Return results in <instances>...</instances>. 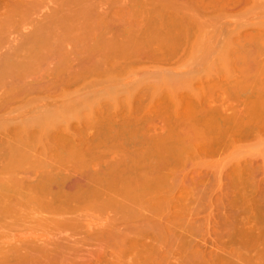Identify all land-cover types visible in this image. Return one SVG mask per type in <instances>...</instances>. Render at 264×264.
I'll return each instance as SVG.
<instances>
[{
	"label": "bare ground",
	"instance_id": "bare-ground-1",
	"mask_svg": "<svg viewBox=\"0 0 264 264\" xmlns=\"http://www.w3.org/2000/svg\"><path fill=\"white\" fill-rule=\"evenodd\" d=\"M135 1H137V0H135ZM58 3H59V4H57L58 16H57L55 22L61 21V23L60 22L55 23L52 28L49 26H41L40 28L36 27V29H33L32 32H27L24 34L20 30L15 31L14 34H17V36L16 37L13 36L11 38V42L8 46V51L6 53H3L2 55H0V218L7 216V213H9V212H11V213H9V215H12L13 213H14L13 215H16L17 214L16 212H18L19 210L20 211L22 210L21 214L19 212V215L18 214L17 215L18 216L24 215V217L27 216V214H30L29 209L31 210V208H32V210L34 209V211L36 210L35 212L34 211L31 212L32 214L33 213L35 214L37 212V210H38V212L41 210L39 213L42 214L43 211L45 210V212H44L45 215L48 216L50 213L53 216L50 218L47 217V219H46V217L38 218V220L36 219L37 220V221H35L36 226L40 225L43 222L42 226H44V227H41V225L39 226L41 229L46 228V227H48V229H50L51 227H54L56 234H58L57 229H59V231H60L61 227L62 228L65 227L63 229L64 231H65L66 227H67V229L70 227H73V228L68 229L70 231L72 230V232L74 231L73 229H75V231H76L79 227L82 229L81 225L83 224V219L85 218L83 216H85V215H83V216L80 215L82 217V219H80V220H82V223L81 222L79 223L80 220L79 221L75 220V219H78L76 214L79 212L76 213L77 209L79 210L82 207H84L83 209H81V211L84 213L89 208L88 206H90V208L88 209L89 211H94V209L96 208V205H98L96 209L99 208L101 210L103 208H100V206H102L103 204H107V203L108 204L106 206L110 205V203H111V206L116 207V208L120 207L119 206L120 203H122L121 204L122 207L129 203V205L125 206V208L131 207L132 209H134L133 207L137 205L136 201H139L140 199L141 200L145 199L144 202L148 207H146V205L143 204V201L140 200V203L142 202L141 204H142V206L144 205V208L142 206L141 207L143 209L141 207H138V206H137V208L140 209V213H141L140 215H142L141 218L143 217V219L147 220V222L145 221V223H147L148 225L146 224L145 226H149V224L152 222L151 219L153 218L152 220H154L156 218L153 215H155L154 210L157 209V205H159L158 208H160L161 205H163L164 203L165 204L167 203L166 204L167 206H165V204H164V206L161 207L162 210L165 209L164 207H166V208L169 206L171 207V205L168 204L169 202H167L168 197L171 196V197L175 198V201H176V199H180L183 196L182 199H180V201L183 200V202H182L183 204H185L184 201H186V199L188 201L189 196L187 197V195H185V193H186V190L189 188H187L186 190L184 189L185 186L188 187L187 185H185L186 180L189 179L188 175L186 173V171H187L186 170L187 169L186 168L187 167L186 162L188 161V159L192 160L193 158L191 159V157L197 156V155H200L203 153L204 154H206V153L208 154V152L213 153V151H217L218 149H220L224 145L230 146V142L235 143L234 142L235 137H236V140L238 137L240 140V138L243 135L244 136L247 135L250 130H252L251 132H249L250 134L251 133L253 134V132L255 133V131H256L255 129L257 127H258L257 131H258V129H261L264 131V129L261 128V127L264 128V117H263V115H264V76H263L264 73H263V75L261 74L262 76L260 78L261 72H257L256 74H259L258 79H257V75H255V73L254 74L252 73L256 77V79H255L253 75H250V76H253V78H254L253 79L252 77L250 78V76H249L250 71H249V73H247L248 74L247 77L249 76L250 79H247V80H244V78L246 77L245 76L246 73L243 74L244 76L242 74H240L239 78H241V76H242V78L244 80V81L241 80V82L245 83V81H246L245 85L242 83L244 85V87L247 88L250 85V87H248V88L251 90L253 89L252 92L254 91L255 94H257V95H255L253 92L252 98H254L256 96L255 98H259L258 99L259 101L261 100L260 102H257V101H255V99L252 100V98L249 99L250 97H248L247 100L254 101V104L258 103L257 105L256 104L253 105V103H251L250 101L247 102L248 104L251 103L253 105V107L251 106L253 110L255 109L258 111L252 110L251 115H250V112H249V114L247 113L248 117L244 116L245 117V119H244V117H243L244 114H238L239 109L238 110L236 109L239 105H241V103H239V104L236 103L237 106L235 107V109L237 110V112L235 111V109H233L234 114H232V112L231 113L229 112L230 114H227V110L233 111L232 110V108L234 107V106H232L233 103H231L230 106L227 105L229 108L232 106L231 109L220 108L217 105L213 106V103L214 102L216 103L215 98L212 97V95H210V96L214 100L210 97L208 98L207 96H205L204 92L203 93L200 92L202 90L201 88H200V90H198V88L194 87L196 83L193 81H196V80L193 78H195L197 76V74L198 75L200 74L199 75L200 77L204 76V75H201V69H199L200 72L197 69L196 70L198 72L196 70H194L196 72H194L192 70L189 71V69H188L189 73L191 72L190 77L188 76L189 75L188 72H184V74H186V77L187 76L189 77V78L187 77L188 80H190L191 82L194 83V85H193V83H191L190 81H188V80L185 81V79H182L185 77V75H183V73H181V72H178V69H173L174 65L172 66L173 68L170 67V69H169V67L165 68L163 66V64H165V63H166L165 66L166 65L168 66V63L170 64V62L174 60L176 55H178V53L180 54L179 50L180 49L182 50V47L184 48V46H190V44L193 45V43H192L193 41H195L194 45H193L194 49L195 48L197 49V46H195V45H197L198 43L199 44L201 43V40H202V38H201L202 34L201 33L203 32L202 37L206 33V31H204V29L205 30H207V28L212 29V27L217 28V26H219V28L220 27L221 28L222 27H226V28L230 27L231 28L232 26H234V28H235V26H236V28H238V26H240V29H244V27H246L245 30L251 29L252 27L253 28L256 27L258 29L257 31L260 30L259 32H262L264 30V12H263L264 11V0H146L145 2L138 0L136 3H134V5L137 4L140 8H137V9L130 8V10H129L126 7H124L125 9H127L125 11V9L121 7V9L117 10V13L119 10H121V12L119 11L120 13H118V14L114 10V16H113V13L111 14L109 11L107 12L104 9L97 10V8L102 6V2H100V0L96 4H95V2L90 3V0H59ZM119 5H122V4H119ZM24 6H26V3L24 1L0 0V30H3L6 33L9 32V35H12L13 31L10 30L11 29L10 25H11L13 19L11 17L16 12H22L23 11L22 9ZM130 6H131V4H130ZM1 9H3V10H1ZM255 9H257L256 11H258V9H259V11H261L260 9H262L263 11L259 12V13H261V14H259V16H257L258 15L257 14L256 17H253V18H252V15H251V18L245 17V19H242L244 21H242L240 19H239L240 21L238 19H235V20L233 19V17H236V18L244 17V15H241V14L239 15L237 13L238 11H239V13H240V11H242L241 13L246 14L248 17V13L255 10ZM243 10H244V12H243ZM233 14H235V15L238 14V16L237 15L235 16ZM250 14H253V13H250ZM64 20H68L70 23H68V22L64 23ZM46 29H50L51 31H47L46 34H43L42 31H44ZM254 31L256 32V29ZM197 33H198V35H197ZM258 33L256 32V34H258ZM238 34H239L238 38L243 37V40H246V41L250 36L253 37V35H251L253 33L248 34L249 37H248V35H242L241 33H237L236 35H238ZM209 35L210 34H208L207 35L208 37H206V38L210 39V37H211L212 42L209 41L210 46L208 45L209 43H206L207 44L206 46H205V44H203L204 47H207V48H204V49H206V51H204V49H202V51H204V53L200 52L201 55L204 54L208 58L210 57V55H212V52H211V51H213L212 45L215 44L213 42L216 39L215 38L216 36L212 37V35H211L209 37ZM254 35H255V33H254ZM259 35H261V33L258 34V36L257 35L256 36L261 37ZM198 36L201 40L197 39ZM204 38H205V36H204ZM213 39H214V41H213ZM199 40H200V42H198ZM196 42H198V43L196 44ZM240 46H241V44H240ZM243 46H245V44ZM218 47L219 46H217V48ZM220 47H222V46H220ZM201 48H203V47H201ZM223 48H227V47L223 46ZM223 48H221V49H223ZM199 49L200 48L198 47V50L195 52V54H197L200 51ZM243 49H245V48H242V50L240 51L241 53H242ZM216 50H214V53ZM218 50H219V48H218ZM220 50H219V52H220ZM185 51L188 52L187 50H185ZM185 51H183V52H185ZM209 51L211 53H209ZM245 51L246 50H244L243 52L245 53ZM186 52L184 54H186ZM206 52L208 54H206ZM222 52H223V50H222ZM227 52L229 54L228 50H227ZM189 54L190 53H188V55H186V56H189ZM221 54L225 55L226 52H225V54H223V53H221ZM221 54H220V56L223 57ZM213 55H215V54H213ZM236 56L239 57L238 54ZM180 57H181V59L185 58V56L182 57V55ZM193 57H194V59L196 58L195 56H193ZM207 57H206V59H208ZM221 57L219 59H222ZM225 57L227 58L229 56H225ZM225 57H224V59H225ZM179 58H175V59H178L181 61V59H179ZM203 58H204V56H203ZM231 58L232 57H230V59ZM233 58H235V56ZM247 58H246V60H247ZM189 59H191V58H189ZM212 59L209 58L210 61ZM219 59H217V58L213 59V60H215L214 64L216 62H217L216 65L220 64V63H218L220 61ZM227 59H228V60H226L227 62L230 61L229 58H227ZM236 59H237V57L235 58V61H237ZM184 60H186V59H184ZM232 60H234V59H232ZM239 60L242 61L241 58ZM143 61L152 62L151 65L157 64V66L156 65H154V67H153V65L151 66L152 70L149 69L148 72H145V74L146 73L149 74V75H147L148 77L150 75H152L150 77H153L154 79L151 80V78L149 77L148 80L142 81L143 83H141V84H144V82H145V85L140 84L141 87L139 85H137L136 88L134 87L135 91H137L138 93H136L135 91H131V93L127 92L128 93L127 95L131 100H132V98H136V99H134L136 101H137V98H138V100H141V101H139L140 104L143 101L147 102L149 104L148 105L146 103L147 106H150V107H152L151 105H153V106L155 105L153 103H156L158 101L157 99H159V101L162 99L161 101H163V99L165 97V99L167 101H169V99L171 97L168 99V95L174 97L171 100L173 101V104L175 102L177 103V104L175 103L176 105L174 104L177 107H175L174 105L172 106L174 109L176 108V110H174L172 108V110L175 111L174 112L175 115L173 113V116H172L173 118L172 117L171 118L173 120H174V118H176V119L173 121L174 125L170 123L174 127L173 126L171 128L166 127L167 126L166 123L162 122L164 120H162L161 122L165 123V125H163L162 123H161L162 126L159 125L160 124L159 121L161 119L160 116L162 117V115H160L159 121L157 122L159 124H157V125L161 127V128L159 127L162 131L161 134L156 132L157 129H159V128L153 122L155 119L152 121L153 123H151V124H154L156 126H154V127H153V125L151 126L150 125L151 121L150 122L147 121L148 123L146 122V124L144 123V125L146 127L148 124L150 125V126L148 125L149 126V128L147 129L148 132L144 129L145 126H144V128L142 127L144 129L143 130L141 128V126L140 127L138 126L140 124V122L138 123V121H137V118L139 115L137 114L138 115V116H136L137 118L135 117L136 112L142 106L140 108L138 107L139 109L136 112H132V110H131V109H133L132 102L128 101V102H131L130 104L129 103L128 104L132 105V106H130V109H128L129 106H127L126 109L131 110L130 113L133 115H132V118H131L130 114H129L130 117H128L129 115H127V113H129V112L127 110V113L125 114V116L127 115L128 118L126 117V119H128V120L126 122L125 119L122 120V118H121V120L123 122L121 125L119 124V123H121L120 122L121 120L119 118H117V117H119V114H116L114 112L115 116H112L114 114H110L109 111H104L105 115L103 116L104 113L103 112L101 113L102 114L101 118L103 120L101 122H103V124L106 125V127L104 128L102 123H101L102 128L107 129V127H108L109 129L107 130V133H108V131H111V130H112V132L114 131L113 133L111 132L112 135L114 133H116V135L115 134L113 135L114 138L110 133L108 136L105 135V133H104L103 137H101V138L97 137L98 140L96 141V144H95L94 138H96V136H95L96 134L94 135V138H93L94 140L93 139L91 140L90 138H88V139L83 138L80 140V138L78 139V137H80V136H78L77 134H74L75 132L72 133L75 135L74 136L75 138L72 137V135H69L71 133V131H70L71 128L68 129V125H71V124H69L70 119H68L67 113L71 112L74 108H76L77 105H80V103H85V101H83V102L80 101V103H78V104L67 105V106L63 107L62 109H58L56 106H57L59 99H58V95L56 93L67 94L66 89H70L71 87H73L74 82H75V86L78 82L80 83V85L82 84L84 86V87L82 86L84 89H86V88H94V89L99 88V89H104V90L108 89L109 90V88H110L111 92H112V89L116 88L118 85L117 83H114L119 78L118 76L123 75L122 74L123 72L126 73L128 70H130L132 68V66H131V68L128 69L130 67L129 64H131V65L135 64L136 65V62H138V63L142 62L143 63ZM180 61H178V62H180ZM226 61L223 60V62H221V64H223ZM175 62H176V60L173 61V63H175ZM181 62H180V64H181ZM233 62L232 63L230 62V63L233 64ZM239 62L240 61H238V63ZM211 63H213V62L211 61ZM226 63H224V64H226ZM158 64H159V66H158ZM160 64H162L161 68H160ZM180 64L178 63V65H180ZM199 64H200V62H199ZM206 64H208V63H206ZM171 65H172V62L169 66H171ZM178 65L175 66V68L176 67L177 68L182 67V65H180V67H178ZM189 65H191V64H189ZM196 65H198V62ZM201 65H202V63H201ZM203 65H202V67H204ZM226 65H228V64H226ZM183 66H184V64H183ZM199 66H198V68L201 67V66L200 67ZM211 66H213V65H211ZM228 66H226V67H228ZM250 66H252V65H250ZM184 67L187 68L188 66L187 67L184 66ZM184 67H182L181 69H183ZM240 67H242V66H240ZM192 68H194V67H192ZM196 68H197V66H196ZM215 68H216V66H215ZM222 68H224L225 72H226L227 68H225V67H222ZM232 68L234 69V66ZM243 68H244V66H243ZM243 68H241V70L239 69L240 72L242 70L246 69V68H244V69ZM210 69H209V71H210ZM212 69H211V73H212ZM224 69H222V70H224ZM253 69L254 68H252V70ZM171 70L172 71L175 70V71H173L174 73H176V72L178 74L181 73L179 75H180L181 80H182L181 82H183V83H181L179 81V79H180L179 75H177V73L173 74V72ZM215 70L216 69H214L212 74H214ZM203 71L204 70H202V72ZM208 72H206L207 75L212 77L211 73H208ZM237 72H238V70H237ZM141 73H144V72H141ZM241 73H244V72L242 71ZM145 74H144V76H145ZM191 74H193L192 80H191V76H192ZM88 75H91V77L92 76L105 77V78L108 77L107 79H110V82H109V80H105L104 78L103 79L105 81H103L102 78H100L102 82L99 79V81L93 80L90 83H84L86 81V77L88 78ZM175 75H177L179 79H177V77L175 79ZM216 75H217V73H216ZM182 76H184V77H182ZM200 77L197 80H201ZM232 77H234V75H232ZM248 80H250L251 84ZM247 81H248L249 85H247ZM178 82H180V84ZM187 82H190L189 84L190 85L192 84L193 88H192V85L189 86L187 84ZM196 82L200 84L202 82V80H201V82L200 81H196ZM71 83L73 84V86L70 85L71 87L66 88ZM104 83L108 84L110 86H108V85L104 86ZM112 83H114V84H112ZM173 84H175V85H173ZM201 84L203 85V82ZM177 85H179L178 86L179 89H181L180 88L181 85H183V86L187 85V86H184V89H186V90L191 89L190 91H192L193 95L191 94V92L189 90H188V92L185 91L187 93V94L186 93L185 94L186 95L190 94V96H192L194 99L192 97H190V96L188 97L186 95H185L186 98H184L185 97L184 94L182 97L181 95H182V93H184L183 92V90H184L183 86L181 89L182 93H180L181 91L179 92L178 88H176ZM243 85L241 87H243ZM138 86H139V88H138ZM173 86H175V88L178 91H176L175 89L172 90ZM188 86H189V88H188ZM170 87H171V90H170ZM199 87H200V85H199ZM58 88H61V91H62V89H64V91L60 93L59 92L60 89L58 90ZM141 88H143V89H141ZM194 88H196L195 89V91L197 90L196 92L199 91L198 93L199 94L201 93V94L197 95V93H195L193 91ZM246 88H243V89H246ZM137 89H139V90H137ZM249 89H247V90H249ZM254 89H256L257 91H255ZM147 90H148L147 93L151 92L153 94L151 98L149 97L151 95L146 93ZM174 90L177 93L176 94L174 92L176 95L174 93H173L174 95H172V91H174ZM116 91H118V90H116ZM129 91H130V89H129ZM108 92H110V91H108ZM44 93H45V95L48 94V96L43 98ZM129 94L130 95L132 94V96H135V97H132ZM136 94H139V96L136 97L137 96ZM141 94H143V95L141 96ZM166 94H168V95H166ZM203 94H204V96H203ZM206 95H208V94L206 93ZM250 96H251V94H250ZM139 97L141 99H139ZM143 97H145V98H143ZM147 97H149L150 100ZM206 97L209 100L214 101V102L210 103L211 105H209V102H211V101L206 99ZM155 99L157 100L156 102H154ZM207 100L209 102H207ZM245 101L243 103H245ZM237 102H241V101L238 100ZM86 103H87V101H86ZM97 103L100 104L99 102H97ZM165 103L167 104V102H165ZM170 103H171V101H170ZM157 104H160V103H157ZM166 104H164V105H166ZM244 105H245V107H247L246 104H244ZM83 106L85 107V106H87V104H85ZM162 106H163V104H162ZM255 106H256V108H255ZM144 107H142V108H144ZM146 108H149V107H145V110L142 109L144 112H142V110L140 109L141 112L143 113V115L145 112L147 113ZM238 108H240V106ZM152 110H154V109H152ZM157 110H159V109L157 108ZM157 110H156V112H157ZM248 110H247V112H248ZM250 110H251V108H250ZM117 111H118V109L116 110V112ZM120 112H117V113H120ZM141 112H140V114H141ZM149 112L151 113L150 115L153 117L152 111L150 110ZM159 112H160V110H159ZM241 112H242V110H241ZM252 112L256 118L253 117ZM255 112H257V113H255ZM106 113H107V115H106ZM134 113H135V115H134ZM163 113H165V112H163ZM239 113H240V111H239ZM108 114L111 115L112 117H110ZM259 114H261V115H259ZM257 115H258V119H257ZM261 116H262V118H261ZM115 117L119 120L115 119ZM167 117H169V115ZM259 117L261 119H259ZM103 118H105V119H103ZM112 118H113V120H112ZM133 118H136L135 120L137 122L135 120H132ZM171 118H170V121H171ZM248 118H250V119H248ZM251 118H252V120H251ZM143 119H138V120H141V122H142ZM246 119L249 121H247ZM131 120L135 121L138 125L135 122L130 123ZM146 120H149V119H146ZM253 120L254 121L258 120V123L256 121L254 122ZM105 121L108 123L105 124L104 123ZM253 122H254V125L257 123L256 124L257 127H256V125L255 126L253 125ZM60 123L61 124L64 123L67 125L68 130L62 124L63 129L65 127V131H66V134L64 136H59L57 134L58 130H60L59 129ZM124 123H125L127 128L130 127V129L132 128L133 130L134 129L137 130L136 127H138L137 131H139V128H140L142 130V132L139 134V136L140 137L143 136V137L141 139L139 138L140 140H138L137 138H130V140H132V139L134 140V141L132 140L133 142H131L129 139L126 142L125 141L122 142V146L124 145L123 143H127V142L130 143V145L127 144L128 146L125 144L122 148L120 140H121V138L124 139V137H122L124 134H122V133H124L125 130L124 131L121 130L122 132L121 131L120 132L122 135L120 134L121 137H120V139H118L120 145L118 144L117 140H116L117 143L115 142L117 144L116 146L118 148L121 146L120 147L121 149H118L117 147L115 148L114 143H111V144H114V145H111L108 141L113 142L115 137L117 139V136H119V135H117V133H120L118 131L119 125H120V127H122V125L124 126ZM128 124H129V126H127ZM131 124L135 125L136 127L135 126H134V128H133V126L131 127ZM167 124H169V123L167 122ZM97 127H99V126H97ZM115 128L117 130H114ZM152 128H154V130ZM166 128H169V129H166ZM99 129H100V127H99ZM122 129H124V128L122 127ZM253 129H254V131H253ZM133 130L126 133V131H128L126 129L125 134L133 132L132 134H129L132 137L134 134L137 133L136 130H135L136 133ZM152 130H153V133H150V131H152ZM158 132H160V131H158ZM67 133H69V134H67ZM257 133H259V132H257ZM260 133H262V132H260ZM97 134H101V133H97ZM69 136H71L73 139ZM76 136H77L78 140L76 139ZM245 137H247V136H245ZM231 138H233V141ZM76 140L78 142H76ZM228 140H229V144L227 143ZM239 140H237V141H239ZM121 141H123V140H121ZM107 143L110 146L106 145ZM66 146L67 147L69 146L68 149ZM113 147L115 150L113 149ZM76 155L80 156V158L85 159V160L81 161L83 163L85 162L82 165L87 164L86 166H89L88 165L89 164L88 163L89 158L87 159V155L91 156L90 157V159L92 158L91 161L93 160L96 163H98V164H96L94 162H92V163L90 162L91 164H96V167L94 165L92 166V167H94V171L96 173L95 174L96 176H92L91 174H89V175H91V177H90V176L86 175L84 171H82L83 173L82 172L80 173L77 171H75L74 173H69L70 170L66 171V166L68 167V165L70 164V163H68V161L71 160L72 158L74 159V157ZM93 157L96 159H94ZM187 157H188V159H187ZM104 158L108 159V160L103 161L102 159H104ZM116 158H118V162L121 165H119V163L116 161ZM75 159H78V158L75 157ZM119 159L121 161H119ZM98 160H102L101 162H105L104 165L105 166L107 165L106 167L109 166L108 170L110 171L111 175L110 176L108 175L107 177H110V180H107L108 178L106 176H103L105 174L101 173V172L105 173L104 170H101V169L99 170V168L101 166L100 164H102V163ZM116 162L119 165V166L118 165L115 166L117 169L114 167V165L117 164ZM66 163H68V164H66ZM110 165H111V167L113 166L116 170H114V169H113V171H112V169L110 170V168H111ZM177 165H179L180 167H183L185 169L180 170ZM238 169L235 170V172L232 169V171H233L232 174H234V173L235 174L232 175L233 177L231 176L233 178V180L231 179L232 180L231 185H233V187H234V188L232 187V190H237L238 192L234 193V191H233V193H232V191L231 190L230 191L232 194H236V195L240 191V195H239V198H240V196H245L244 194L245 193L247 194V191L249 192L252 188L249 190V189H247L249 185L248 184L245 185L246 182L248 183V181H249V180L246 181L247 178L245 177V172H244V171H246V169H244L243 171H241L243 168L239 169V170ZM111 171H112V173H111ZM249 171H248V173H249ZM75 173H77V174H75ZM86 173L88 174V171ZM100 173H101V175H100ZM135 173H137V175ZM180 173L182 176L179 175ZM220 173H221V171H220ZM108 174H109V172H108ZM246 174H247V172H246ZM249 175H251V173ZM104 177H106V179L102 180ZM179 177H181V178L179 179ZM193 178H195V177H193ZM95 180L99 181V182H97L98 184L95 182ZM189 180H191V178ZM192 180L194 182L197 181L196 178L192 179ZM193 181H192V184H193ZM89 182H90V186H87L89 184ZM92 183L94 184V186ZM254 183H256V182H254ZM117 184H120V185L116 186ZM188 184H189V181H188ZM249 184L251 185V183H249ZM191 186H193V185H191ZM239 186L240 187L243 186V187H241V189H240ZM183 189L185 192L183 191ZM230 189H231V187H230ZM169 191H170V193H169ZM171 191H173V193H171ZM178 191H180L181 193ZM176 192H178L181 197L178 198L179 195L177 196L178 193H176ZM182 193L184 195H182ZM241 193H243V195ZM184 196H185V198H184ZM236 197L232 199L233 202L236 201L237 199H239ZM123 198H124V200H123ZM244 198H245V200H244ZM244 198L242 197V198H240V200L243 199V201L245 202L247 198L246 197H244ZM111 201H114V202H111ZM115 201L117 203H119L120 201L121 202L119 204H117V203H115ZM180 201L177 200L176 203L180 205L181 204ZM178 202H180V203H178ZM248 202H249V200H248ZM92 203L95 205L94 207L92 206L93 205ZM124 203H125V205H123ZM85 204L86 205L89 204L88 206H86L88 208H85ZM115 204L117 206H115ZM133 204H136V205H133ZM138 204H139V202H138ZM141 204H139V206ZM152 204L155 205V209H154V205L152 206ZM242 204H244V203L242 202ZM131 205H133V207ZM181 206L177 205V207H181ZM246 206L244 205L243 211H244V209L249 207V206L248 207H246ZM26 207L28 208L29 212L26 210L27 209ZM38 207H39V209H37ZM113 207L109 206V207H106V209H110V208L113 209ZM239 207H241V206H239ZM24 208H26L25 209L26 211L24 210ZM91 208H92V210H90ZM125 208H124V210H125ZM137 208H136V211L138 210ZM151 208H153L154 210ZM236 208H238V207H236ZM132 209H130V211L129 210L128 211L129 212H135V209H134V211H131ZM141 209L144 212H145V209L146 210L148 209L149 211H148V213L146 211V213H145L146 215H143L144 212L143 211L141 212ZM182 209H183V207H182ZM118 210H120V209L113 210V211H118ZM122 210L123 209H121V211ZM188 210L189 209H187V211ZM258 210H259L258 211L259 213L262 212L260 209H258ZM153 211H154V213L151 216L150 214H152ZM38 212H37V214H39ZM86 212H88V211H86ZM149 212H151V213H149ZM239 212H240V210H239ZM24 213H26V215ZM72 213L74 216L76 215L75 219H74V217L73 218L70 217L71 216L70 214H72ZM244 213H246V212H244ZM66 214L70 215L69 217L71 218V220L70 219L68 220V218H69L68 216H67L68 218L65 217ZM40 215H38V216L36 215V216L39 217ZM87 215H86V217H87ZM145 216H147V217L145 218ZM31 217H32V215H31ZM37 217H35V218H37ZM40 217H42V216H40ZM161 218L162 217H160V219ZM257 218L255 219L257 221H253V222L249 218L247 220L248 222L245 221V219H243V220L242 219H239V220L233 219L235 222V224H234L235 227H236L237 223H238L237 224L238 227L234 228L236 231L235 232L231 231V233L232 232L236 233L235 235H237V236H238V233H240L241 235H239L240 237H238V238H242L241 236H243V241L241 239V242L245 244V246L243 245L244 247H246L248 245H249V247L253 246V245H255V243H258V241H260V239H261V236H262L260 234L261 232L255 233L256 232L255 229L257 227L254 225H256L258 222L262 223L260 220V217H259V219H257ZM19 219L22 220V217ZM27 219H29V218H27ZM148 221H149V223H148ZM262 221H264V220H262ZM154 223H155V221L152 222V224H154ZM26 224H27V221H26ZM79 224H81V225L78 227L77 225H79ZM21 225H19V226H21ZM19 226H16V227H19ZM84 226H83V228L86 227V226L85 227ZM111 226H113V224ZM251 226H253V227H251ZM22 227H23V225H22ZM74 227H76L77 229ZM87 227H88V225H87ZM153 227H150L147 229L149 231H152ZM54 228L53 229L51 228V229L54 230ZM145 228L146 227H144L142 229V232H141V234H143V235H144L143 232L146 231ZM37 229H39V228H37ZM51 229H50V231H51ZM114 229H111V230L113 231ZM44 230H42V231L44 232ZM46 230H45V232H46ZM102 230L103 231H101V233L104 232V229H102ZM143 230H145V231H143ZM256 230L260 231V227H258ZM48 231L49 230H47V232ZM88 232H90V234H91V232H93V231L89 230ZM88 232L84 231L83 233H80V234L83 235V234H87ZM98 232L100 233V230ZM108 232H106L104 235L101 233L95 234V233H97V231H95V233H92L93 235L89 234V235L84 236V238L89 239L90 244H92V245L95 242L99 245L100 242L98 243V241H102L103 245L106 244L108 246V242H109V245L111 244V247L109 246L110 248H112V246H113L112 242H113V244L117 243L115 246V249L117 248V245L119 244V242L123 244V241H125L126 236H127L126 237L127 240L125 243H127V244L130 241L129 237H131V239L133 237L136 238L131 233H130V236H128L129 233L126 235L122 233L123 236L125 235V237L120 238V235L118 233H114L113 235H116V237H114L110 232L109 233ZM51 233L49 235H51ZM148 233L151 235L150 232H147V235L145 234L144 235L145 237L144 236L143 237L148 238V235H149ZM75 234H78V233H75ZM135 234H137V233H135ZM2 235H7V234L2 233ZM64 236H65V234H64ZM64 236H63V239H61L59 237V239H61L62 241L61 240L58 241L59 240L58 237H57L58 240L55 238L56 239L55 243L58 245V242L61 243V242L65 241ZM55 237H56V235H55ZM139 237H141V236L138 235L137 239H139ZM9 238H11V237H9ZM73 238H75V237L73 236ZM119 238H120V241H118ZM122 238H124V240ZM134 238L131 240V242H129L128 245L124 243L125 246H127V249H124L125 251L127 250L126 252L131 253V250L134 247H139V248H134V249H137V251H139L141 253L137 254V251H135L137 255H134V254L133 255L139 257V259L141 257V259H143V262H144V263L142 262L143 264H167V260L165 258V255L164 254L163 255L158 254L156 252V246H155L156 243L154 242L156 240L154 239V237H153L154 241H152L150 243H148L150 241L149 238L147 239L148 241L144 243V241L146 239L144 240V238L141 237L143 240H141V238H140L139 243L141 241L143 242L142 247L139 245V243H137L138 241ZM4 239H5V236H4ZM80 239H81V237L79 238L78 243L76 240H74L72 243H74L76 241V244L82 246L81 241L85 240V239H81V240ZM110 239H112V242L109 241ZM2 240L3 239H1V241ZM12 240H13V238H12ZM35 240L34 241L32 239L26 240V241L23 240L24 242L21 241V244H18V245L10 244L11 249L8 248L9 250H6V252H5V249H3L1 247L4 251L0 249L2 251V253H0V254L1 255L3 254L4 256L2 255L3 258L2 257L0 258L1 259L0 262L2 261L0 264H8L9 261H12L11 264H14L13 261L16 264H58L61 261V263L64 264L65 261L71 262L70 256H68V255H71L70 253H72L74 251L79 253L76 250L71 252V250H73L75 248L72 249V247H70V245H71L70 239H69L70 243L67 242L69 245L68 246L69 248L67 247V245L62 244V243H61L62 248L60 246L58 247L53 242L54 238L51 241L52 243H49V242L47 243V240H46V242H44L45 241L44 240L41 243H40V240H36V241ZM92 240L93 241L95 240V242L91 243ZM113 240L114 241L116 240L115 243ZM133 241L134 242L137 241L136 242L137 244L134 243ZM18 242H16V244ZM83 242L86 243L85 241H83ZM87 242L89 243L88 240H87ZM104 242H105V244H104ZM132 242H133V244H132ZM130 243H131V245H130ZM152 243L155 245H153ZM6 244L9 246V243H6ZM76 244H72V245L76 246ZM90 244L86 243V245H88V246H90ZM97 244H95V245H97ZM124 244H123V247H124ZM134 244L137 246H135ZM63 245H65L66 248L69 250L63 248V247H65ZM98 245H97V247H98ZM6 246L3 245L4 248ZM103 247L104 246H102V248ZM100 248H98V249H100ZM130 248H132V249H130ZM59 249H61V251L62 250L64 251L62 255L59 254V253H62L61 251H59ZM128 249H130V250H128ZM134 249L132 250V252H134ZM66 250H67V252L69 251V254H67V252H66L67 255L64 254ZM81 250H82V248H81ZM79 251H80V249H79ZM3 252H5V253H3ZM85 252H87V251H85ZM103 252H104V250H103ZM114 252L116 254L117 250ZM126 252L124 255L120 254V256L122 255V257H123L125 255H128L129 253L126 254ZM190 252H192V251H190ZM202 252H204V251L202 250ZM80 253H81V251H80ZM94 253L96 254V251ZM102 253L100 255H102ZM104 253H106V252H104ZM119 253H120V250L118 249L117 254H119ZM193 253L192 254L190 253V254L193 255ZM198 253L200 254V256H202L201 254H203V253L197 252V254ZM139 254L140 255L142 254V255L140 256ZM241 254L243 256L242 257L240 256L239 258L241 259V261L242 260L244 261L241 264H243V263L245 264V261L247 263H249L250 256L248 257L249 254L247 255V251H246L247 256L244 255V252H242ZM60 255H61V257L63 256L62 257L63 259L60 257ZM80 255H82V253ZM112 255H113V253H112ZM133 255H132V257H133ZM232 255H231V258H232ZM106 256H107V253H106ZM156 256H160V257L157 258ZM214 256H212V257H214ZM227 256H229V255H227ZM262 256H264L263 253H262ZM64 257L65 258L67 257L69 260L68 259L64 260ZM72 257H74V256L72 255ZM97 257H99V255L96 256L95 258H97ZM194 257L196 258V256H194ZM234 257H235V255H234ZM59 258H61L63 260V262ZM77 258H76V260H77ZM86 258L87 257H85V259ZM117 258H119V257H117ZM198 258H199V255H198ZM201 258H203V257H201ZM201 258L199 260L200 262L202 261ZM228 258L229 257H227V259ZM231 258H229L228 260H230ZM239 258L238 259L236 258V259L240 260ZM205 259H203V260L205 261ZM214 259H217V258L214 257ZM232 259H234V258H232ZM259 259L262 261V258H259ZM97 260L98 261L94 262V263H97V264L100 263V258ZM101 260H102V257H101ZM234 260L229 261V262L224 261L225 263L224 262H222V263L223 264H227V263L230 264L232 262H236ZM127 261H129V260H127ZM209 261H211V260H209ZM241 261H239V262H241ZM79 262H81V261H79ZM90 262H88V263H90ZM136 262H137V260H136ZM239 262H237V263L239 264ZM128 263H130V262H128ZM216 263H217V261H216ZM83 264H84V262H83ZM125 264H127V263H125Z\"/></svg>",
	"mask_w": 264,
	"mask_h": 264
},
{
	"label": "rangeland",
	"instance_id": "rangeland-1",
	"mask_svg": "<svg viewBox=\"0 0 264 264\" xmlns=\"http://www.w3.org/2000/svg\"><path fill=\"white\" fill-rule=\"evenodd\" d=\"M18 1H24L25 3H26V6H24L23 7V11L22 12H16L11 18L13 19V21H12V23H11V25H10V30L11 31H13V33H12V35H9V32H4L3 30H0V55H2L3 53H6L7 51H8V46H9V44H10V42H11V38L14 36V37H16L17 36V34H14V32L15 31H18V30H20V31H22L23 32V34L24 33H27V32H32L33 31V29H36V27H38V28H40L41 26H49V27H53V25L55 24V23H58V22H60L61 23V21H57V22H55V20H56V18H57V16H58V13H57V8H58V6H57V4H59L58 2H59V0H18ZM98 1L99 0H90V3H94L95 2V4L96 3H98ZM114 1V2H113ZM138 1V0H137ZM137 1H135V0H100V2H102V8L101 7H99V8H97V10H101V9H104V10H106L107 12L109 11L111 14L113 13V16H114V10L116 11V13H117V10L118 9H121V7L122 8H124V7H126L127 9H129L130 10V8H132V9H137V8H140L137 4H135L134 5V3H136ZM139 1H146V0H139ZM115 3V4H114ZM114 4V5H113ZM119 4H122V5H119ZM130 4H131V6H130ZM117 5V6H116ZM125 9V8H124ZM127 9H125V11L127 10ZM1 10H3V9H1ZM123 10V9H122ZM257 9H255V10H253V11H251V12H249L248 13V17H247V15L246 14H242L241 12L242 11H240V13H239V11L237 12L239 15L241 14V15H244V17H238V18H236V17H233V19L235 20V19H240V20H242V19H245V17L246 18H251V15H252V18L253 17H256V15L257 16H259V14H261V13H259V12H261V11H263L262 9H260L261 11H259V9H258V11H256ZM112 11V12H111ZM120 12H121V10H119ZM118 11V13H120ZM256 11V12H255ZM243 12H244V10H243ZM264 12V11H263ZM2 13V12H1ZM117 13V14H118ZM123 13V12H122ZM235 13V12H234ZM250 13H253V14H250ZM238 14H236L237 16H238ZM233 15H235V14H233ZM235 15V16H236ZM232 19V18H231ZM239 20V21H240ZM242 21H244V20H242ZM66 22H68V23H70L68 20H64V23H66ZM216 27H212V29H210V28H207V30H205L204 29V31H206V33L204 34V36H205V38H204V36L202 37V35H203V32L201 33L202 35H201V38H202V40L199 38V36L197 37V39H200L201 40V43L199 44L198 42H200V40L198 41V42H196V44L197 45H195V46H197V49L195 48L194 49V42L195 41H193L192 43H193V45H191L190 44V46H184V48L182 47V50L180 49L179 51H180V54L178 53V55H176V57L175 58H179L181 55H182V57L183 56H185V58H183V59H181V57L179 58V59H181V61L180 60H178V59H175L174 58V60L173 61H175L176 60V62L175 63H173V61H171L172 62V65L171 66H169L170 64H171V62H170V64L168 63V66L166 65L165 66V64H163V66L165 67V68H168L169 67V69H170V67L171 68H173V69H178V72H181V73H183V75H185V77H186V74H184V72H188L189 73V71L190 70H192V71H194V70H198L199 72H200V70L199 69H201V75H204V76H199L198 74H197V76L195 77V78H193V74H191L192 76H191V80H192V78L193 79H195L196 81H200L201 82V80H202V82H203V85L200 83H197L196 81H193V82H195L196 84H195V86L194 87H196V88H198V90H200V88L202 89L200 92L201 93H203L204 92V94H205V96H207L208 98L210 97V98H212V97H214L215 98V101H216V103L214 102V101H211V100H209L207 97H206V99H208L209 101H211V102H209L208 100H207V102H209V105H211L210 103H212V102H214L213 103V106L215 105H217L218 107H220V108H224V109H227V108H229L227 105H229L230 106V104L231 103H233L232 104V106H234L233 108H232V106L229 108V109H231L232 108V110L233 109H235V107L237 106V104L236 103H241V105H239L240 106V108H236L237 110H238V114H244L243 115V117L245 116V117H248V114H249V112H250V115H251V111L253 110L252 109V107H253V105H255L254 104V101H252L253 99H255V101H257V102H260L258 99L259 98H255L256 96L255 95H257V94H255V92H254V98H252V90L251 89H249L248 87H250V85L248 84V81L250 82V80H248L247 81V85H249L247 88L246 87H244V85H245V83H246V81H245V83L244 82H241V80H243V78H242V76H241V78H239L240 77V74H245V78H244V80H247V79H250L251 77L253 78V76H254V78L256 79V77H255V75H257V79H258V76H259V74H256L257 72H261L260 73V78H261V76L263 75V73H264V30L262 31V32H259V31H257L258 29L256 28V27H250L251 29H246L245 30V28L246 27H244V29H240V26H238V28H236V26H235V28H234V26H232L231 28L230 27H220L219 28V26H217V28L215 29ZM233 28V29H232ZM210 29V30H209ZM215 29V30H214ZM220 29V30H219ZM239 29V30H238ZM256 29V32L258 33V34H260L261 33V35H259V36H261V37H257L258 36V34H256V32L254 31ZM262 30V29H261ZM3 31V32H2ZM47 31H51L50 29H46V30H44V31H42L43 32V34H46L47 33ZM201 31V30H200ZM212 32V33H211ZM218 32V33H217ZM199 33V32H198ZM198 33H197V35H198ZM210 34L209 35V37L212 35V37H215L214 39H215V41H214V39H213V43H215V44H213L212 45V49H213V51H211L212 52V55H210V59H219L221 56H220V54L221 53H223V54H225V52H226V54L225 55H222L223 57H221L222 59H219L220 61L218 62V63H220V64H218V65H216V63L214 64V62H215V60H211L213 63H211V61L209 60V58L206 56V55H204V54H202L203 56H204V58H203V56L201 55V53H204V51H206V49H204V48H207V47H204V45L203 44H205V46L207 45L206 43H209L208 45L210 46V42H212L211 40V37H210V39L209 38H206V37H208L207 35L208 34ZM214 33V34H213ZM237 33H241L242 35H248V34H250V33H253V34H251V35H253V37H249V35H248V39H247V41L246 40H243V37H241V38H238L239 37V34L238 35H236ZM254 33H255V35H254ZM257 35V36H256ZM218 36V37H217ZM255 36V37H254ZM247 37V36H246ZM245 37V38H246ZM196 39V40H197ZM218 39V40H217ZM210 41V42H209ZM217 41V42H216ZM243 41V42H242ZM245 41V42H244ZM221 44V45H220ZM240 44H241V46H240ZM245 44V46H243ZM199 45V46H198ZM202 45V46H201ZM215 46V47H214ZM217 46H219L218 48H219V50L221 49V48H223V46H225V47H227V48H223V49H221L220 50V52H219V50H218V48H217ZM220 46H222V47H220ZM198 47L200 48L199 50V52L197 53V54H195V52L198 50ZM201 47H203V48H201ZM209 48V47H208ZM242 48H245V49H243V51L244 50H246L245 51V53L242 51V53L240 52L241 50H242ZM202 49H204V51H202ZM210 49V48H209ZM218 51H217V50ZM240 49V50H239ZM185 50H187L188 52H186ZM214 50H216L215 51V53H214ZM222 50H223V52H222ZM225 50V51H224ZM227 50L229 51V54H228V52H227ZM239 50V51H238ZM183 51H185L186 52V54H184L185 52H183ZM201 52V53H200ZM210 51H209V53H211ZM240 52V53H239ZM188 53H190L189 54V56H186V55H188ZM217 53V54H216ZM220 53V54H219ZM236 53V54H235ZM206 54H208L207 52H206ZM213 54H215V55H213ZM239 55V57L238 56H236V55ZM243 54V55H242ZM245 55V56H244ZM249 55V56H248ZM178 56V57H177ZM193 56H195L196 58L194 59V57ZM214 56V57H213ZM225 56H229V57H227V58H229V60L230 61H228L229 63L231 62H233V64H229L226 60H228ZM235 56V58L237 57V61H235V58H233ZM244 56V57H243ZM206 57L208 58V59H206ZM224 57H225V59H224ZM230 57H232L231 59H230ZM248 57V58H247ZM189 58H191V59H189ZM193 58V59H192ZM242 59V61L241 60H239V59ZM244 58V59H243ZM246 58H247V60H246ZM184 59H186V60H184ZM189 59V60H188ZM232 59H234V60H232ZM202 60V61H201ZM208 60V61H207ZM223 60L224 61H226V62H224V63H226V64H228V65H226V64H221V62H223ZM245 60V61H244ZM178 61H180L181 62V64H180V62H178ZM238 61H240L239 63H238ZM197 62H198V65H196L197 64ZM199 62H200V64H199ZM236 62V63H235ZM151 63L152 62H147V61H143V63L141 62H136V65L134 64H129L130 65V67L128 68V69H130L131 68V66H132V68L130 69V70H128L126 73H122L123 75H120V76H118L119 78L114 82V83H117L118 85H117V89L116 88H113L112 89V92H111V89L109 88V90L108 89H106V90H104V89H99V88H97V89H94V88H86V89H84L83 87V85L81 84L80 85V83L78 82H76L77 84H76V86H75V82L73 83L74 84V86H73V84L71 83V84H69V86L68 87H66V88H69V87H71V86H73V87H71L70 89H66L65 91L67 92V94H58V93H56L57 95H58V103H57V108L58 109H62L63 107H65V106H67V105H75V104H78V103H80V101H85V103H80V105H77L76 106V108H74L71 112H68L67 113V116H68V119H70V121H69V124H71V125H68V129H70L71 128V133L69 134V133H67V134H69V135H72V137H74L75 135L74 134H77L78 136H80V137H78V139L80 138V140L81 139H88V138H90L91 140L94 138V135L96 136V138L97 137H103V134L105 133V135H109V133L112 135V133L114 132H112V130L111 131H108V133H107V130L109 129L108 127H107V129H103L102 128V125H103V127L105 128L106 127V125H104L103 124V122H101V121H103L102 120V118H101V116H102V112L104 113L103 114V116L105 115V112L104 111H109V113L110 114H114V112L116 113V114H119V117H117V118H119L120 120H121V118H122V120H124L125 119V121L127 122V120L128 119H126V117H127V115H131V118H132V115L133 114H131L130 113V111L132 110V112H136L141 106L142 107H144L145 105V107H149V108H146V111H147V113L145 112L144 113V115H143V113L142 112H144L143 110H145V107L144 108H140L141 110H142V112H141V110L139 109L137 112H136V115H135V113H134V115H135V117L136 116H138V118H137V121H138V123L140 122V124L138 125L136 122V118H133L132 120H135V121H132L131 120V122L130 123H133V122H135L139 127L141 126V128L143 127L144 128V123L146 124V122L147 121H151L150 122V125L152 126L153 125V127L154 126H156L157 124H159V125H161L162 126V124L163 125H165V123H166V127H172L174 124H173V121L176 119V118H174V120L172 119L173 117V113L175 112V111H173L172 110V106L176 103H174L173 104V101L171 100L172 98H174V97H172V96H169L168 94H166V95H168V99H169V101H167L166 99H165V97H164V99H163V101H159V99H155L154 100V102H156V103H153V104H155L154 106L153 105H151L152 107H150V106H147V102H145V101H143V102H141V104H140V102L139 101H141V100H138V98H137V101L136 100H134V99H136V98H132V100L128 97V93L127 92H129V93H131V91H135V88L137 87V85H139L140 86V84L141 83H143L142 81H145V80H148L149 79V77L150 76H152V75H150L149 77L147 76V75H149L148 73H146L145 74V72H148V70L149 69H151L152 70V68H151V66L153 65V67H154V65H156L157 66V64H152L151 65ZM178 63L180 64V65H182V67H184V66H188L187 68H183V69H181V68H175V66H177L178 65ZM201 63H202V65L205 67H202V65H201ZM206 63H208V64H206ZM245 63V64H244ZM140 64V65H139ZM144 64V65H143ZM183 64H184V66H183ZM186 64V65H185ZM189 64H191V65H189ZM193 64V65H192ZM128 65V66H129ZM143 65V66H142ZM161 65L162 64H160V68H161ZM174 65V66H173ZM180 65H178V67H180ZM197 66V68H196V66ZM202 67H200V66ZM211 65H213V66H211ZM224 65V66H223ZM242 66V67H240V66ZM250 65H252V66H250ZM259 65V66H258ZM158 66H159V64H158ZM173 66V67H172ZM198 66L200 67V68H198ZM215 66H216V68H215ZM226 66H228V67H226ZM234 66V69L232 68V67ZM243 66H244V68H246V69H244L243 68ZM248 66V67H247ZM148 67V68H147ZM163 67V68H164ZM191 67V68H190ZM192 67H194V68H192ZM212 69V73H213V71H214V69H216L215 70V72H214V74H212L211 73V69ZM222 67H225V68H227L226 69V72H225V69L224 68H222ZM238 67V68H237ZM141 68V69H140ZM144 68V69H143ZM156 68V67H155ZM204 68V69H203ZM218 68V69H217ZM238 70V72H237V70ZM241 68H243L244 70H242L244 73H241L240 72V70H241ZM252 68H254L253 70H252ZM188 69H189V71H188ZM209 69H210V71H209ZM222 69H224V70H222ZM240 69V70H239ZM248 69V70H247ZM250 69V70H249ZM256 69V70H255ZM141 70V71H140ZM183 70V71H182ZM196 70V71H197ZM202 70H204L203 72H202ZM206 70V71H205ZM209 72H208V71ZM231 70V71H230ZM233 70V71H232ZM247 70V71H246ZM260 70V71H259ZM172 71V70H171ZM173 71H175V70H173ZM172 71V72H173ZM177 71V70H176ZM196 71H194V72H196ZM197 71V72H198ZM249 71H250V73H249ZM253 71V72H252ZM141 72H144V73H141ZM206 72H208V73H211V75H212V77H210L209 75H207V73ZM177 73V72H176ZM176 73H174L173 72V74H176ZM181 73H179V74H181ZM191 73V72H190ZM190 73H189V77H190ZM216 73H217V75H216ZM247 73H249V76L250 75H253L254 73H255V75H253V76H250V78H249V76L247 77ZM253 73V74H252ZM144 74H145V76H144ZM178 73H177V75H179ZM262 74V75H261ZM177 75H175V79H176V77H177V79H179L178 78V76ZM214 75V76H213ZM232 75H234V77H232ZM187 76V77H188ZM201 78V80H197L199 77ZM244 76V75H243ZM264 76V75H263ZM91 75H88V78L86 77V81L84 82V83H90V82H92L93 80L95 81V80H98L99 81V79L100 78H102V80L103 81H105V80H109V82H110V79H107L108 77H95V76H92L91 78ZM179 77H180V75H179ZM182 77H184V76H182ZM182 78V79H185V81L186 80H188V78L186 77V78ZM198 77V78H197ZM105 80H104V79ZM151 78V80L152 79H154L153 77H150ZM253 78V79H254ZM259 78V79H260ZM243 80V81H244ZM100 81H101V79H100ZM179 81L181 82L182 80H181V77H180V79H179ZM188 81H190V80H188ZM253 81V80H252ZM102 82V81H101ZM147 82V81H146ZM180 82H178L179 84H180ZM191 82V81H190ZM190 82H187V84L189 85V86H191L189 83ZM193 82H191V83H193ZM82 83V82H81ZM83 83V84H84ZM114 83H112V84H114ZM177 83V84H178ZM181 83H183V82H181ZM185 83V82H184ZM244 85H243V84ZM250 84H251V82H250ZM71 85V86H70ZM85 85V84H84ZM108 84H105L104 83V86H107ZM141 85H145V82H144V84H141ZM173 85H175V84H173ZM193 85H194V83H193ZM193 85H192V88H193ZM199 85H200V87H199ZM202 85V86H201ZM240 85V86H239ZM243 85V87H241ZM83 86V87H82ZM108 86H110V85H108ZM119 86V87H118ZM139 86H138V88H139ZM178 86L179 85H177V87L176 88H178ZM182 86L183 85H181L180 86V88L182 89ZM184 86H187V85H184ZM184 86H183V89H184ZM189 86H188V88H189ZM198 86V87H197ZM64 87V88H65ZM135 87V88H134ZM141 87V86H140ZM122 88V89H121ZM128 88V89H127ZM175 88V86H173V88H172V90L173 89H175L176 91H178L179 90V92L181 91V89H179L178 88V90ZM191 88V87H190ZM196 88H194V92L195 93H197V95L199 94L198 92H196L195 91V89ZM243 88H246V89H243ZM60 89V93L61 92H63L64 91V89H62V91H61V88H58V90ZM99 89V90H98ZM121 89V90H120ZM129 89H130V91H129ZM132 89V90H131ZM141 89H143V88H141ZM247 89H249V90H247ZM116 90H118V91H116ZM137 90H139V89H137ZM170 90H171V87H170ZM175 90L174 91H172V95H174L176 92H175ZM189 91L191 90V89H188ZM188 90H186V89H184L183 90V92L184 93H182V91L180 92V93H182V97H183V94H184V96L187 94L185 91H187L188 92ZM255 91H257L256 89H254ZM103 91V92H102ZM108 91H110V92H108ZM114 91V92H113ZM136 93H138L137 91H135ZM148 92V90L146 91V93ZM175 92V93H174ZM191 92V94H192V91H190ZM189 92V93H190ZM208 94V95H206V93ZM251 92V93H250ZM117 93V94H116ZM134 93V92H133ZM151 93V92H150ZM150 93H147V94H149V95H151V96H149L150 98L152 97V93L150 94ZM174 93V94H173ZM186 93V94H185ZM200 93V94H201ZM257 93V92H256ZM135 94V93H134ZM177 94V93H176ZM175 94V95H176ZM199 94V95H200ZM204 94H203V96H204ZM250 94H251V96H250ZM45 93L43 94V98L44 97H47L48 96V94L47 95H45ZM130 95V94H129ZM137 96L136 97H138L139 96V94H136ZM143 94H141V96H142ZM193 95V94H192ZM195 95V94H194ZM196 95V96H197ZM210 95H212V97L210 96ZM130 96H132V94L130 95ZM140 96V97H141ZM147 96V95H146ZM186 96H190V94L189 95H186ZM186 96L184 97V98H186ZM202 96V95H201ZM132 97H135V96H132ZM139 97V99H141ZM149 97H147L149 100H150V98ZM167 97V96H166ZM190 97H192V96H190ZM231 97V98H230ZM248 97H250L249 99H251L252 98V100H247L248 99ZM143 98H145V97H143ZM193 98V97H192ZM205 98V97H204ZM147 99V100H148ZM194 99V98H193ZM213 99V98H212ZM257 99V100H256ZM143 100V99H142ZM174 100V99H173ZM214 100V99H213ZM241 101V102H237V101ZM246 100V101H245ZM86 101H87V103H86ZM128 101H131L132 102V105H133V109H131V110H128V109H130V106H132V105H129L131 102H128ZM170 101H171V103H170ZM236 101V102H235ZM245 101V103H243ZM248 101H250L251 103H253V105L251 104H248L247 102ZM97 102H99L100 104H98ZM149 102V101H148ZM165 102H167V104L165 103ZM95 103V104H94ZM129 103V104H128ZM147 103V104H146ZM151 103V102H150ZM157 103H160V104H157ZM85 104H87V106H83V105H85ZM98 104V105H97ZM140 104V105H139ZM162 104H163V106H162ZM164 104H166V105H164ZM169 104V105H168ZM172 104V105H171ZM177 104V103H176ZM175 104V105H176ZM208 104V103H207ZM243 104V105H242ZM244 104H246V106L247 107H245V105ZM258 104V103H257ZM256 104V105H257ZM46 105V104H45ZM149 105V104H148ZM160 107H159V106ZM174 105V106H175ZM82 106V107H81ZM127 106H129L128 107V109H126L127 108ZM167 106V107H166ZM227 106V107H226ZM252 106V107H251ZM135 107V108H134ZM137 107V108H136ZM139 107V108H138ZM160 110V112H159V110H157V108ZM175 107H177V106H175ZM55 108V107H54ZM156 108V109H155ZM167 108V109H166ZM250 108H251V110H250ZM255 108H256V106H255ZM118 109V111L117 112H120V113H117L116 112V110ZM148 109V110H147ZM152 109H154V110H152ZM166 109V110H165ZM174 109V108H173ZM235 109V111L237 112V110ZM248 110V112H247V110ZM115 110V111H114ZM120 110V111H119ZM127 110H128V112L129 113H127ZM152 111V115H153V117L150 115L151 113L149 112V111ZM156 110H157V112H156ZM174 110H176V108L174 109ZM241 110H242V112H241ZM111 111V112H110ZM156 113H155V112ZM239 111H240V113H239ZM245 111V112H244ZM253 111H258V110H253ZM140 112H141V114H140ZM163 112H165V113H163ZM232 112V114H234L233 112H234V110L233 111H229V110H227V114H230V113ZM127 113V115L125 116V114ZM248 113V114H247ZM255 113H257V112H255ZM254 113V114H255ZM259 113V112H258ZM122 114V115H121ZM138 114V115H137ZM237 114V113H236ZM106 115H107V113H106ZM109 115V114H108ZM124 115V116H123ZM130 115L128 116V117H130ZM148 115V116H147ZM160 115H162V117L160 116ZM165 115V116H164ZM169 115V117H167ZM171 115V116H170ZM174 115H175V113H174ZM252 115H253V112H252ZM259 115H261V114H259ZM110 117H112V116H115V114L114 115H109ZM121 116V117H120ZM143 116V117H142ZM159 116H160V121H159ZM115 117V119H117ZM125 117V118H124ZM127 117V118H128ZM146 119H149V120H146ZM150 117V118H149ZM157 117V118H156ZM164 117V118H163ZM172 117V118H171ZM175 117V116H174ZM245 117H244V119H245ZM252 117V116H251ZM253 117H255V115H253ZM252 117V118H253ZM263 117H264V115H263ZM106 118V117H105ZM105 118H103V119H105ZM108 118V117H107ZM145 120H144V119ZM167 120H166V119ZM169 118V119H168ZM170 118H171V121H170ZM252 118H251V120H252ZM256 118V117H255ZM254 118V119H255ZM261 118H262V116H261ZM260 117H259V119H261ZM119 119H117V120H119ZM130 119V118H129ZM138 119H143V121L141 122V120H138ZM152 119V120H151ZM156 121H155V120ZM248 119H250V118H248ZM257 119H258V115H257ZM112 120H113V118H112ZM122 120L120 121L121 123H119L120 125L123 123L122 122ZM154 120V121H153ZM162 120H164V121H162ZM247 120V119H246ZM245 120V121H246ZM107 121V120H106ZM104 122L105 124H107L108 122ZM130 121V120H129ZM128 121V122H129ZM156 124V125H154V124H151V123H153V122ZM159 121V123H157ZM165 122V123H162V122ZM247 121H249V120H247ZM254 121V120H253ZM257 123H258V120H255ZM254 121V122H255ZM119 122V121H118ZM167 122L169 123V124H167ZM251 122V121H250ZM254 122H253V125H254ZM99 123V124H98ZM101 123H102V125H101ZM134 123V124H135ZM148 123V122H147ZM162 123V124H161ZM173 124V125H171V124ZM256 123V124H257ZM65 127H66V129H67V125L66 124H64V123H62ZM62 124L60 123V125H59V129L60 130H58V135L59 136H64L65 134H66V131H65V127H64V129H63V126H62ZM135 124V125H136ZM255 124V125H256ZM120 125H119V128H118V131L120 132L121 130L122 131H126V129L128 130V131H126V133L127 132H129V131H132L133 129L131 128L130 129V127H126V125H125V123H124V126L122 125V127L124 128V129H122V127H120ZM135 125H132L131 124V127L133 126V128H134V126ZM136 125V126H137ZM143 125V126H142ZM149 125V124H148ZM147 125V127L145 126V130L148 132V128H149V126ZM171 125V126H170ZM252 125V126H253ZM254 125V126H255ZM62 128H61V127ZM97 126H99L100 127V129H99V127H97ZM127 126H129V124L127 125ZM135 126V127H136ZM157 127L159 128L160 126H158L157 125ZM156 127V128H157ZM174 127V126H173ZM256 127H257V125H256ZM112 128V127H111ZM110 128V129H111ZM137 128V130H138V127H136ZM142 128V129H143ZM161 128V127H160ZM159 128V129H160ZM258 128V127H257ZM257 128L255 129L256 131H255V133L253 132V134L251 133H249V132H251L252 130H250L249 132H248V134L247 135H245V136H247V137H245L244 135L240 138V140H239V137L237 138V140H239V141H237L236 140V137H235V140H234V142L235 143H233V142H230V146L228 145H224V146H222L220 149H218L217 151H213V153L212 152H208V154L206 153V154H200V155H197V156H193V157H191V159L192 160H190V159H188V157H187V159H188V161L186 162V164H187V171H186V173H187V175H188V178L190 179L191 178V180H189V179H187L186 180V183H185V185H187L188 187H186L185 185V187H184V189L186 190L187 188H189V189H187L186 190V193H185V195H187V197L189 196V198H188V201H187V199H186V201H184V203L186 204H183L182 202H183V200L182 201H180V199H182V197L179 195V193L178 192H180V191H178V192H176V193H178L177 194V196H178V198L179 197H181L180 199H176V201H175V198H173V197H168V199H167V202H169L168 204L169 205H171V207L169 206V207H164L165 209H161V207H163L164 206V204L163 205H161L160 206V208H158V206L159 205H157V209H155V205L154 204H152V206L154 205V209L153 208H151V209H153L154 211H155V215H153V213H154V211L152 212V214H150L151 216L153 215V216H155L156 218L154 219V220H152L151 219V221L153 222V221H155V223L154 224H152V222L149 224V226L150 227H153V230L152 231H149L147 228H150L149 226H145L147 223H145V221L147 222V220H145V219H143V217L141 218V216L142 215H140L141 213H140V209L139 208H137V206L138 207H141L142 206V202L140 203V200L139 201H136V204H133V205H136V206H134L133 207V205H131L134 209H135V212H129L130 211V209H132L131 207H126L125 208V206H127V205H129V203L127 204V205H125V203L123 204V205H125V206H123L122 207V203H120V207L119 208H116V207H113V206H111V203H110V205H108V206H106L107 204H103L102 206H100V208H103V209H96L97 208V206L98 205H96V208L94 209V211H89L88 209L90 208V206H88V205H86L85 204V208H88L86 211H88V212H82L81 211V209H83L84 207H82L81 209H77V211H76V213L77 212H79V213H77L76 215H77V218L78 219H75V217H76V215L74 216L73 215V213L72 214H70V215H67L66 214V218H68L69 216L71 217V218H73L74 217V219L75 220H80V219H82V217L80 216V215H85V216H83V217H85L84 219H83V224L86 226H84L83 224V226L85 227V228H83V226L81 225V224H79V225H77L78 227L81 225V227H82V229L80 228H78L77 226V228L76 227H74V228H76L77 230L75 231V229H73L74 231V233L72 232V230L70 231V230H68V229H70V228H73V227H70V228H68L67 229V227H66V229H65V231L63 230L64 228H60V231H59V229H57V231H58V234H56V231H55V228L54 227H51L52 229L54 228V230H52L51 228V231H50V229H48V227H46V228H40L39 226L41 225V227H44V226H42V223L40 224V225H37L36 226V224H35V221H37L38 220V218H44V217H46V219H47V217L48 218H50V217H52L53 215H51L50 213H49V215L47 216V215H45V210L43 211V213L41 214V213H39L38 212V210H37V212L39 213V214H37V212L34 214H32L31 212H33L34 211V209L32 210V208H31V210L29 209V211H28V208L26 209V208H24V210L26 209L31 215H32V217H31V215L30 214H27V216H25L24 217V215H22V216H18L19 215V212H20V214H21V211L19 210L18 212H16L17 214L16 215H9V213H11V212H9V213H7V216H4V217H1L0 218V249L1 250H3V249H5V252H6V250H9V249H11V245L10 244H14V245H18V244H21V241H23V240H40V243L41 242H43L44 240V242H46V240H47V243L49 242V243H52L51 241L53 240V238H54V243H55V241H56V239H57V237H58V239H59V237L61 238V239H63V236H64V234H65V236H64V240L65 241H63V242H61L62 244H65V245H67V247L69 246L68 245V243H70L69 241L71 240V245H70V247H72V249L73 248H75V249H73V250H71V252L72 251H74V250H76V251H78L79 253H80V251H81V253H82V255H80L79 253H77V252H72V253H70L71 255H68V256H70V261L72 262H69V261H65L64 262V264H83V262H84V264L86 263H88V262H90L91 264H97V263H94V262H97L98 260L97 259H99L100 258V263H98V264H125V263H127V264H141L142 262H143V259H141V257H140V259H139V257H137V256H134V255H137L138 253H141V252H139V251H137V249H134V248H139V247H132L133 249H134V252H132V248H130V249H132L131 250V253H129V252H126L124 249H127V246H125V244H127V243H125L126 242V240H127V236L125 237V235L126 234H128V236H130V233L132 234V235H134L136 238H134V239H136L137 241V243H139V241H140V238L142 237V238H144L145 236V234L147 235V232H150L151 233V235L149 234L148 235V238H149V242L148 243H150V242H152V241H154V239L156 240V241H154L155 243H156V245L155 244H153V245H155L156 246V252L158 253V254H164L165 255V258H166V260H167V264H215L216 263V261H217V263L219 264H223L222 262H229V261H232V260H234V261H236V262H232V263H230V264H238L237 262H239V261H241V259L239 258L240 256L242 257L243 255L241 254L242 252H244V255H246V251H247V255H248V257L250 256V261H249V263H247L246 261H245V264L247 263V264H258L259 262V264H264L263 262H264V256H262V253L264 254V221H262V220H264V131L263 130H261V129H258V131H257ZM262 129H264L263 127H261ZM67 129V130H68ZM113 129V128H112ZM130 129V130H129ZM143 129V130H144ZM151 129V128H150ZM153 130H154V128H152ZM159 129H157V133H160L161 134V129L159 130ZM166 129H169V128H166ZM106 130V131H105ZM114 130H117L116 128L114 129ZM136 129H134L133 131H135ZM136 130V131H137ZM153 130L152 131H150V133H153ZM69 131V132H70ZM117 131V132H118ZM121 131V132H122ZM125 131H124V133H122V134H124L122 137H124V139H122L121 138V140H123V141H121L120 140V143H121V146H122V142H126V141H128V139L130 140V138H137L138 140H140L142 137H140L139 136V134L142 132V130L139 128V131H137V133H136V131H135V133L136 134H134L132 137H131V135H129V134H132V133H128V134H125ZM158 131H160V132H158ZM253 131H254V129H253ZM75 132V133H74ZM77 132V133H76ZM79 132V133H78ZM112 132V133H111ZM121 132L120 133H117V135H119V136H117V139H116V137H115V139L113 140V142H110V141H108L110 144L111 143H114V144H111V145H114L115 146V148L117 147L116 145V140L118 141V139H120V137H121ZM139 132V133H138ZM257 132H259V133H257ZM260 132H262V133H260ZM72 133H74V134H72ZM97 133H101V134H97ZM144 133V132H143ZM142 133V134H143ZM155 133V132H154ZM257 133V134H256ZM115 135H116V133H114ZM113 134V135H114ZM121 134V135H120ZM99 135V136H98ZM101 135V136H100ZM112 135V136H113ZM136 135V136H135ZM82 136V137H81ZM106 136V137H107ZM129 136V137H128ZM68 137V136H67ZM69 137H71V136H69ZM71 137V138H72ZM110 137V136H109ZM70 138V139H71ZM75 138V137H74ZM96 138H94L93 140H94V143L96 144V141L98 140V138L96 139ZM105 138V137H104ZM113 138H114V136H113ZM126 138V139H125ZM140 138V139H139ZM73 139V138H72ZM76 139H77V136H76ZM77 139V140H78ZM232 139V141H233V138H231ZM76 140V142H78ZM104 140V139H103ZM133 140V139H132ZM132 140H130L131 142H133ZM237 141V142H236ZM92 142V141H91ZM116 142V143H115ZM120 143H119V141H118V144L120 145ZM228 144H229V140H228V142H227ZM124 145L126 144H129L130 145V143L129 142H127V143H123ZM132 144V143H131ZM106 145H109L108 143L106 144ZM118 145V146H119ZM123 145V146H124ZM134 145V144H133ZM110 146V145H109ZM120 146V147H121ZM123 146H122V148H123ZM128 146V145H127ZM227 146V147H226ZM67 147V146H66ZM69 147V146H68ZM68 147H67V149H68ZM112 147V146H111ZM118 148V149H121V148ZM103 148V147H102ZM113 149H114V147H113ZM115 150V149H114ZM118 151V150H117ZM215 152V153H214ZM207 155V156H206ZM93 156V155H92ZM75 157H77L78 159H75ZM74 157V159L72 158L71 160H69L68 161V163H70L69 165H68V167L66 166V171L67 170H70L69 171V173H74L75 171H77V172H82V171H84L85 172V174L86 175H88V176H90L91 177V175L92 176H96L95 174V171H94V167H92L93 165L96 167V164H98V163H96L95 161H91V159H90V155H87V159H88V165L89 166H86V165H82V164H84L83 162H81L82 160H85V159H83V158H80V156H78V155H76ZM205 157V158H204ZM94 158V157H93ZM121 158V157H120ZM123 158V157H122ZM94 159H96V158H94ZM99 159V158H98ZM124 159V158H123ZM103 161L105 160H108V159H102ZM102 160H98V161H102ZM97 161V160H96ZM116 161L118 162V158H116ZM119 161H121L120 159H119ZM124 161V160H123ZM87 162V161H86ZM92 162H94V163H96V164H91ZM116 162V163H117ZM68 163H66V164H68ZM102 164H100L101 166H100V168H99V170L101 169V170H104L105 171V173L104 172H101V173H103V174H105V175H103V176H110L111 174H110V171L108 170L109 168V166L108 167H106L105 165H104V163L105 162H101ZM119 163V162H118ZM118 163L116 164V165H114V167L115 166H117L118 165ZM239 163V164H238ZM119 165H121L120 163H119ZM118 165V166H119ZM241 165V166H240ZM178 167H179V169L180 170H182V169H185V168H183V167H180L179 165H177ZM98 167V166H97ZM110 167H111V165H110ZM113 166L110 168V170L112 169V171H113V169L114 170H116L115 168H114ZM240 167V168H239ZM121 168V167H120ZM236 168V169H235ZM242 169L241 171H243L244 169H246V171H244L245 172V177L247 178L246 179V181H248V183L246 182V184L245 185H249L248 186V188L247 189H251L249 192L247 191V194L245 193L244 195L245 196H240V198H244V197H246L247 199H246V201L244 202L243 201V199H241L240 200V198H239V195H240V191H239V193H237V195L236 194H232L233 193V191H234V193L235 192H238L237 190H232V187H233V185H231L232 184V180H233V176L232 175H234V174H232L233 173V171L235 172V170H237V169ZM232 169H233V171H232ZM235 169V170H234ZM238 169V170H239ZM97 170V169H96ZM108 170V171H107ZM250 170V171H249ZM88 171V174L86 173ZM112 171H111V173H112ZM220 171H221V173H220ZM223 171V172H222ZM248 171H249V173H248ZM100 172V171H99ZM108 172H109V174H108ZM237 172V171H236ZM246 172H247V174H246ZM83 173V172H82ZM101 173H100V175H101ZM107 173V174H106ZM229 173V174H228ZM251 173V175H249ZM75 174H77V173H75ZM89 174H91V175H89ZM136 175H137V173H135ZM222 174V175H221ZM180 176H182L181 175V173L179 174ZM232 176V177H231ZM106 177H104L102 180H104V179H106ZM112 177V176H111ZM193 177H195L196 178V180L197 181H193L192 179H195V178H193ZM108 179L107 180H110V177H107ZM181 177H179V179H180ZM198 178V179H197ZM100 179V180H101ZM232 179V180H231ZM106 181V180H105ZM188 181H189V184H188ZM192 181H193V184H192ZM251 181V182H250ZM91 182V181H90ZM90 182H89V184L87 185V186H90ZM94 182V181H93ZM95 182L97 183V182H99L98 180L96 181L95 180ZM254 182H256V183H254ZM195 183V184H194ZM228 183V184H227ZM249 183H251V185L249 184ZM93 184V183H92ZM98 184V183H97ZM120 184H117L116 186H119ZM191 185H193V186H191ZM229 185V186H228ZM254 187H253V186ZM92 186V185H91ZM93 186H94V184H93ZM252 186V187H251ZM230 187H231V189H230ZM240 187V186H239ZM241 187H243V186H241ZM241 187H240V189H241ZM250 187V188H249ZM258 187V188H257ZM228 188V189H227ZM234 188V187H233ZM237 188V187H236ZM235 188V189H236ZM184 189H183V191H184ZM246 189V190H247ZM232 191V193H231V191ZM185 192V191H184ZM246 192V191H245ZM169 193H170V191H169ZM171 193H173V191H171ZM181 193V192H180ZM242 195H243V193H241ZM170 195V194H169ZM182 195H184L183 193H182ZM237 197H236V196ZM239 198V199H237L236 201H234L233 202V198ZM186 197V198H187ZM118 198V197H117ZM122 198V197H121ZM141 198V197H140ZM184 198H185V196H184ZM118 200V199H117ZM116 200V201H117ZM121 200V199H120ZM123 200H124V198H123ZM145 200V199H144ZM144 200L142 199L141 201H143V204H145V202H144ZM177 200H179L180 202H181V204L179 205V204H177L176 202H177ZM235 200V199H234ZM239 200V201H238ZM244 200H245V198H244ZM248 200H249V202H248ZM115 201V203H117ZM111 202H114V201H111ZM125 202V201H124ZM138 202H139V204H141L140 206H139V204H138ZM180 202H178V203H180ZM242 202L244 203V204H242ZM119 203H117V204H119ZM135 203V202H134ZM235 203V204H234ZM251 203V204H250ZM93 204V203H92ZM114 204V203H113ZM131 204V203H130ZM167 204V203H166ZM165 204V206H167ZM178 206H181L182 204L184 205H182L181 207H177V205ZM146 205V204H145ZM244 205L246 206V207H248V208H246V209H244V211H243V207H244ZM253 205V206H252ZM256 205V206H255ZM37 206V205H36ZM86 206H88V207H86ZM93 207L95 206L94 204L92 205ZM113 207V209L112 208H110V209H106V207ZM115 206H117L116 204H115ZM239 206H241V207H239ZM30 207V206H29ZM35 207V206H34ZM122 207V208H121ZM143 208H144V205L142 206ZM141 207V208H142ZM146 207H148L147 205H146ZM151 207V206H150ZM182 207H183V209H182ZM185 207V208H184ZM236 207H238V208H236ZM251 207V208H250ZM253 207V208H252ZM255 207V208H254ZM124 208H125V210H124ZM136 208L138 209L137 211H136ZM142 208V209H143ZM260 209L261 211V213H259L258 211V209ZM37 209H39V207L37 208ZM41 209V208H40ZM117 209H120V210H118V211H113V210H117ZM121 209H123L122 211H121ZM134 209H132L131 211H134ZM141 209V212L143 211ZM150 209V208H149ZM187 209H189L188 211H187ZM25 210V211H26ZM43 210V209H42ZM90 210H92V208L90 209ZM105 210V211H104ZM129 210V211H128ZM238 210V211H237ZM239 210H240V212H239ZM246 210V211H245ZM257 210V211H256ZM12 211V210H11ZM14 211V210H13ZM36 211V210H35ZM34 211V212H35ZM81 211V212H80ZM102 211V212H101ZM146 211H147V213H148V209L146 210L145 209V212H144V214L143 215H146L145 213H146ZM248 211V212H247ZM253 211V212H252ZM15 212V211H14ZM27 212V213H28ZM244 212H246V213H244ZM82 213V214H81ZM149 213H151V212H149ZM254 213V214H253ZM263 213V214H262ZM25 215H26V213H24ZM41 214V215H40ZM44 214V215H43ZM47 214V213H46ZM88 214V215H87ZM235 214V215H234ZM257 214V215H256ZM261 214V215H260ZM38 215H40V216H42V217H37ZM73 215V216H72ZM81 217H79V216ZM86 215H87V217H86ZM148 215V214H147ZM260 215V216H259ZM263 215V216H262ZM68 216V217H67ZM164 216V217H163ZM22 217V220L21 219H19V218H21ZM24 217V218H23ZM35 217H37V218H35ZM68 218V220L70 219L71 220V218ZM147 216H145V218H146ZM149 217V216H148ZM160 217H162L161 219H160ZM236 217V218H235ZM238 217V218H237ZM258 217V218H257ZM259 217H260V220H261V222L262 223H257L256 225H254V226H256L257 228L258 227H260V231L258 230H256L255 229V233H259V232H261L260 234L262 235L261 236V239H260V241H258V243H255V245H253V246H250L249 247V245L248 246H246V247H244L245 246V244L244 243H242L241 242V239H242V241H243V236H241L242 238H238V237H240L239 235H241L240 233H238V236L237 235H235L236 233H233V232H235L236 230L234 229V228H237L238 227V223L236 224V227H235V222H234V220L233 219H245V221H247L248 220V218L253 222V221H257V220H255L256 218L257 219H259ZM262 217V218H261ZM27 218H29V219H27ZM247 218V219H246ZM24 219V220H23ZM26 219V220H25ZM37 219V220H36ZM73 219V220H74ZM41 220V219H40ZM39 220V221H40ZM160 220V221H159ZM26 221H27V224H26ZM33 223H31V222ZM31 224H30V223ZM82 223V220H80L79 221V223ZM248 222V221H247ZM251 222V223H252ZM29 223V224H28ZM148 223H149V221H148ZM23 225V227H22V225ZM25 224V225H24ZM38 224V223H37ZM88 225V227H87V225ZM113 224V226H111ZM120 224V225H119ZM153 226H152V225ZM19 225H21V226H19ZM28 225V226H27ZM32 225V226H31ZM44 225V224H43ZM148 225V224H147ZM252 225V224H251ZM16 226H19V227H16ZM27 226V227H26ZM31 226V227H30ZM64 226V225H63ZM117 226V227H116ZM23 229H22V228ZM113 227V228H112ZM127 227V228H126ZM144 227H146L145 228V230L147 231H145V230H143V231H145V232H143L144 233V235L143 234H141V232H142V229L144 228ZM251 227H253V226H251ZM37 228H39V229H37ZM114 229L113 231L111 230V229ZM31 229V230H30ZM47 229V230H49L48 232H47V230H46V232H45V230ZM102 229H104V232L103 233H101V231H103ZM122 229V230H121ZM129 229V230H128ZM42 230H44V232L42 231ZM89 230H91V231H93V232H91V234L92 233H95V231H97V233H95V234H98L99 232V230H100V233L101 234H104L105 235V233L106 232H108L109 230V232L113 235L114 233H118L119 235H120V238L121 237H125V241H123V244H124V247H123V244L122 243H120L119 242V244L117 245V248L120 250V253L119 254H117V252H118V249L116 248L115 249V246H116V244L117 243H115V241H114V243L115 244H113V242H112V239H110L109 241H111L112 242V248H110L111 247V244L109 245V242H108V246L105 244V242H104V244L105 245H103V242L102 241H98V243H99V245L95 242V240L92 242L91 241V243H94L93 245L92 244H90V240L89 239H85L84 238V236H86V235H89L90 234V232H88ZM106 230V231H105ZM118 230V231H117ZM53 231V232H52ZM55 231V232H54ZM63 231V232H62ZM67 231V232H66ZM88 232L87 234H80V233H83V232ZM121 231V232H120ZM231 231H233L232 233H231ZM52 232V233H51ZM108 232V233H109ZM2 233L3 234H7L9 237H11V238H9L7 235H2ZM48 233V234H47ZM51 233V235H49ZM67 233V234H66ZM72 233V234H71ZM75 233H78V234H75ZM99 233V234H100ZM121 233V234H120ZM125 234L124 236H123V234ZM135 233H137V234H135ZM30 234V235H29ZM61 234V235H60ZM75 234V235H74ZM90 234V235H91ZM94 234V235H95ZM110 234V235H111ZM141 234V235H140ZM23 235V236H22ZM55 235H56V237H55ZM59 235V236H58ZM69 235V236H68ZM71 235V236H70ZM93 235V234H92ZM109 235V234H108ZM122 235V236H121ZM137 235V236H136ZM138 235L139 236H141V237H139V239H137V237H138ZM4 236H5V239H4ZM28 236V237H27ZM36 238H35V237ZM53 236V237H52ZM67 236V237H66ZM73 236L75 237V238H73ZM114 237H116V235H113ZM144 236V237H143ZM152 236V237H151ZM51 237V238H50ZM73 239H72V238ZM81 237V239H85V240H82L81 242H82V246L81 245H78V244H76V241H77V243H78V241H79V238ZM118 237V236H117ZM147 237V236H146ZM153 237H154V239H153ZM236 237V238H235ZM9 238V239H8ZM12 238H13V240H12ZM15 238V239H14ZM17 238V239H16ZM34 238V239H33ZM56 238V239H55ZM66 238V239H65ZM70 240H69V239ZM120 238H119V240L118 241H120ZM132 238V239H133ZM141 238V240H143ZM148 238H144V243L145 242H147L148 240ZM151 238V239H150ZM1 239H3L2 241H1ZM20 241H19V240ZM57 239V240H58ZM61 239H59L58 241H60ZM80 239V240H81ZM123 240H124V238H122ZM131 237H129V242H131ZM153 239V240H152ZM35 240V241H36ZM42 240V241H41ZM50 240V241H49ZM74 240H76L74 243H72ZM87 240L89 241V243L87 242ZM8 241V242H7ZM19 241V242H18ZM62 241V240H61ZM83 241H85L87 244H90V246H88V245H86V243H84ZM97 241V240H96ZM117 241V242H118ZM122 241V240H121ZM127 241V242H128ZM12 242V243H11ZM16 242H18L17 244H16ZM24 242V241H23ZM22 242V243H23ZM68 242V243H67ZM80 242V243H81ZM102 242V243H101ZM129 242H128V244H129ZM134 242V241H133ZM133 242H132V244H133ZM136 242H134V243H136ZM142 242V241H141ZM140 242V243H141ZM241 242V243H240ZM6 243H9V246L6 244ZM61 243L60 242H58V247L60 246L61 248H62V245H61ZM79 243V244H80ZM85 245H84V244ZM136 243V244H137ZM139 243V245L142 247V244H143V242L140 244ZM60 244V245H59ZM72 244H76V246L75 245H72ZM95 244H97L98 245V247H97V245H95ZM127 244V245H128ZM258 244V245H257ZM3 245H7L5 248L3 247ZM55 245V246H56ZM65 245H63V246H65ZM130 245H131V243H130ZM135 245V244H134ZM244 245V246H243ZM81 246V247H80ZM85 246V247H84ZM87 246V247H86ZM92 246V247H91ZM94 246V247H93ZM102 246H104L103 248H102ZM110 246V247H109ZM135 246H137V245H135ZM3 249H2V248ZM77 247V248H76ZM79 247V248H78ZM84 247V248H83ZM101 247V248H100ZM108 247V248H107ZM126 247V248H125ZM131 247V246H130ZM140 247V248H141ZM9 248V249H8ZM63 248H65V249H67L66 248V246L65 247H63ZM69 248V247H68ZM81 248H82V250H81ZM98 248H100V249H98ZM105 248V249H104ZM239 248V249H238ZM79 249H80V251H79ZM107 249V250H106ZM130 249H128V250H130ZM192 249V250H191ZM0 250V251H1ZM67 250H69V249H67ZM67 250L65 251V253L64 254H66V252H67ZM98 250V251H97ZM103 250H104V252H106L107 253V256H106V253H104L103 252ZM116 251L117 250V252H116V254H115V252L114 251ZM197 250V251H196ZM202 250L205 252H202ZM4 251V250H3ZM59 251H61V249H59ZM58 251V252H59ZM85 251H87V252H85ZM96 251V254L94 253ZM102 253V255H100L101 253ZM135 251H137V254H136V252ZM190 251H192V252H190ZM237 251V252H236ZM5 252H3V253H5ZM62 253H59V254H63V250L61 251ZM84 252V253H83ZM90 252V253H89ZM125 252H126V254L127 253H129L128 255H125V256H123L122 257V255L120 256V254H125ZM192 254L193 252V255L194 256H196V258L193 256V255H191L190 253ZM196 252V253H195ZM197 252H200V253H203V254H201L202 256H200V254L198 253L197 254ZM229 252V253H228ZM234 252V253H233ZM0 253H2V251L0 252ZM100 253V254H99ZM112 253H113V255H112ZM240 253V254H239ZM259 253V254H258ZM261 253V254H260ZM67 254H69V251L67 252ZM66 254V255H67ZM79 254V255H78ZM94 254V255H93ZM134 254V255H133ZM233 254V255H232ZM258 254V255H257ZM1 255V254H0ZM3 255V254H2ZM0 256V258L2 257L3 258V256ZM61 255H60V257H61ZM65 255V256H66ZM72 255L74 256V257H72ZM77 255V256H76ZM92 257H91V256ZM99 255V257H97V258H95L96 256H98ZM111 255V256H110ZM132 255H133V257H132ZM140 255V254H139ZM142 255V254H141ZM140 255V256H141ZM198 255H199V258H198ZM204 255V256H203ZM215 255V256H214ZM219 255V256H218ZM223 255V256H222ZM227 255H229V256H227ZM231 255H232V258H234V259H232L231 258ZM234 255H235V257H234ZM237 255V256H236ZM246 255V256H247ZM260 255V256H259ZM67 256V257H68ZM82 256V257H81ZM127 256V257H126ZM212 256H214L215 258H217V259H214V257H212ZM252 256V257H251ZM63 257V256H62ZM61 257V258H62ZM65 258L64 257V260H67L68 258ZM73 259H72V258ZM78 257V258H77ZM85 257H87L86 259H85ZM101 257H102V260H101ZM116 257V258H115ZM117 257H119V258H117ZM121 257V258H120ZM129 257V258H128ZM157 258L158 257H160V256H156ZM201 257H203V258H201ZM226 257V258H225ZM227 257H229V258H231L230 260H228L227 259ZM61 258H59L60 260H62ZM76 258H77V260H76ZM82 258V259H81ZM84 258V259H83ZM94 258V259H93ZM123 258V259H122ZM128 258V259H127ZM200 258L202 259V263L199 261L200 260ZM206 258V259H205ZM208 258V259H207ZM222 258V259H221ZM239 258L240 260H237V259ZM259 258H262V261L259 259ZM58 259V260H59ZM92 259V260H91ZM105 259V260H104ZM108 259V260H107ZM203 259H205V261L203 260ZM222 261H221V260ZM225 259V260H224ZM252 259V260H251ZM255 259V260H254ZM1 260V259H0ZM3 260V259H2ZM59 260V261H60ZM69 260V259H68ZM76 260V261H75ZM125 260V261H124ZM127 260H129V261H127ZM133 260V261H132ZM136 260H137V262H136ZM139 260V261H138ZM209 260H211V261H209ZM216 260V261H215ZM220 260V261H219ZM224 260V261H223ZM254 260V261H253ZM75 261V262H74ZM79 261H81V262H79ZM141 261V262H140ZM208 263H207V262ZM214 261V262H213ZM2 262V261H1ZM0 262V263H1ZM11 262L12 261H9V263L8 264H11ZM62 262H63V260H62ZM78 262V263H77ZM128 262H130V263H128ZM136 262V263H135ZM140 262V263H139ZM224 262V263H225ZM242 262H244L243 260L241 261V262H239V264H241ZM253 262V263H252ZM13 263L14 264H16L14 261H13ZM61 263V261L58 263V264H60ZM90 263H88V264H90ZM144 263V262H143ZM142 263V264H143ZM216 263V264H217ZM62 264V263H61ZM228 264V263H227ZM244 264V263H243Z\"/></svg>",
	"mask_w": 264,
	"mask_h": 264
}]
</instances>
